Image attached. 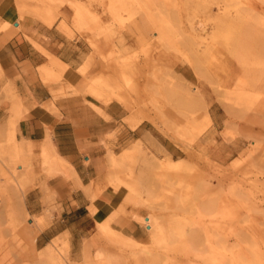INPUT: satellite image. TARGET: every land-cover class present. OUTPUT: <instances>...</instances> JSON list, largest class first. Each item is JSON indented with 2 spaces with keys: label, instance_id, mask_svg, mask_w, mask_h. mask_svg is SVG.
Returning <instances> with one entry per match:
<instances>
[{
  "label": "rangeland",
  "instance_id": "obj_1",
  "mask_svg": "<svg viewBox=\"0 0 264 264\" xmlns=\"http://www.w3.org/2000/svg\"><path fill=\"white\" fill-rule=\"evenodd\" d=\"M83 1L12 0L18 18L47 20L68 3L75 28H88L105 43L96 51L87 39L93 52L72 92L119 102L132 127L149 121L151 139L108 149L97 181L101 188L127 190L124 179L109 175V155L121 161L133 185L124 196L126 214L133 212L128 219L143 235L115 233L111 225L119 214L113 209L72 251L67 233L36 244L55 206L49 201L38 216L27 210L25 195L33 188L46 193V179L59 172L69 178L70 164L54 169L42 152L35 159L10 122L0 131V227L15 230L20 248L16 255L14 236L5 229L0 264H218L217 254L219 264H264V0H125L134 12L117 17L110 0ZM224 6L232 19L217 30L214 16ZM94 63L98 72L89 74ZM241 79L251 93L247 100L232 93Z\"/></svg>",
  "mask_w": 264,
  "mask_h": 264
},
{
  "label": "crops",
  "instance_id": "obj_2",
  "mask_svg": "<svg viewBox=\"0 0 264 264\" xmlns=\"http://www.w3.org/2000/svg\"><path fill=\"white\" fill-rule=\"evenodd\" d=\"M73 13L63 3L52 20L29 14L18 18L12 0H0V25L10 23L0 29V131L14 122L17 140L30 142L35 159L40 158L43 143L53 142L73 167L76 176L67 178L59 172L46 179V193L33 188L25 195L27 210L38 216L49 201L55 206L36 244L44 247L67 233L71 251L79 238L96 228L98 219L121 206L128 211L122 193L97 184L108 149L152 137L149 121L132 127L119 102L102 103L72 92L71 87L83 82L79 70L93 52L87 39L92 37L96 51H103L105 44L88 28L77 30ZM98 68L99 64H91L88 73L96 74ZM112 225L142 238L140 224L122 212Z\"/></svg>",
  "mask_w": 264,
  "mask_h": 264
},
{
  "label": "bare ground",
  "instance_id": "obj_3",
  "mask_svg": "<svg viewBox=\"0 0 264 264\" xmlns=\"http://www.w3.org/2000/svg\"><path fill=\"white\" fill-rule=\"evenodd\" d=\"M128 3L129 2H126L125 0H110L109 1V8L108 9H110V11H111V13H112V15L113 16H115V17H117L116 15H118L119 16V14H121L122 13V11H126V10H128L129 9V13L130 12H134L133 10L135 9V7L133 8L131 5H130V3H129V5H128ZM132 3V2H131ZM236 4V3H235ZM248 5V4H247ZM238 6V5H237ZM230 7H228V6H224L223 7V9L222 10H220L221 8H218V10H220V12H218V14H216L215 16H214V21H215V27H216V29L217 30H219V29H221V27H222V25L226 22V21H228V20H231L232 18V13H231V11H230V9H229ZM239 8V7H238ZM237 8V13H239L240 14V12H241V10L240 9H238ZM206 11V10H205ZM213 18V17H212ZM205 19H207V18H205ZM210 19V18H209ZM208 19V20H209ZM213 21V22H214ZM131 26L132 27H134V28H137L136 26V20H134L132 23H131ZM215 29V30H216ZM240 35V34H239ZM243 38V37H242ZM210 43H212L213 45H214V43L213 42H210ZM209 44V43H208ZM216 45V44H215ZM210 47H211V45H210ZM218 49V48H217ZM219 50H220V48H219ZM214 51V50H213ZM239 51H240V49H239ZM217 52V51H216ZM202 53V52H201ZM206 53V52H205ZM212 54V53H211ZM216 54H218V53H216ZM244 55V54H243ZM262 55H264V54H262ZM215 55H213V57H214ZM219 56V55H218ZM203 57V56H202ZM212 57V58H213ZM225 57V56H224ZM209 59H210V55H209V57H208ZM211 58V59H212ZM203 59V58H202ZM210 59V61H212ZM214 59V58H213ZM217 59V58H216ZM241 54H240V56L238 57V60L239 61H241ZM215 60V59H214ZM220 60V59H219ZM209 61V62H210ZM213 62V61H212ZM218 62V61H217ZM213 64H214V62H213ZM215 64H216V62H215ZM215 64H214V66H215ZM211 65V64H210ZM217 65V64H216ZM244 65V64H243ZM212 66V65H211ZM218 67V66H217ZM217 67L215 68L216 70H217ZM222 69V68H221ZM240 69V68H239ZM46 70V69H45ZM227 70V69H226ZM41 71H43V70H41ZM48 71V70H47ZM46 71H44V74H45V76H46V73H45ZM219 73V72H218ZM220 73H221V71H220ZM47 74H48V72H47ZM220 76H218V78H219ZM223 77V76H222ZM225 77H226V75H225ZM224 77V78H225ZM228 78V77H227ZM221 79V77L219 78V80ZM226 79V78H225ZM258 79L259 78H257V79H255L254 80V84L255 83H257V81H258ZM220 83V82H219ZM225 83V82H224ZM223 82L221 83V84H224ZM247 83V81L245 80V79H241V80H239V82L236 84V88L233 90V94L237 97V98H239V99H241V100H247V99H249V96H250V92H249V90H246L245 88H244V86H245V84ZM220 84V85H221ZM221 86H223V85H221ZM235 86V85H234ZM233 87V86H232ZM180 127V126H179ZM181 127H182V125H181ZM49 138H50V136H48ZM46 143V142H45ZM51 143H53V142H49V143H47V144H42V148H41V152H42V154H43V156L45 157V160H46V162H47V165H50V166H52V167H54V169H57V170H59V169H65V170H67V167H68V162L63 158V157H61L57 152H56V150L53 148V146H52V144ZM15 145V147L16 148H18L19 147V145H16V144H14ZM26 145H27V147H28V149L29 150H32V145L30 144V143H28V142H26ZM25 145V146H26ZM12 146V145H11ZM54 146H55V144H54ZM23 148L22 149H24V148H27V147H24V145L22 146ZM9 148V147H8ZM56 148V147H55ZM8 150V149H7ZM26 150V149H25ZM15 150L13 149V152H14ZM8 152H10L9 150H8ZM18 152H19V150H18ZM27 152H28V150H27ZM31 152V151H30ZM10 153H12V152H10ZM15 153V152H14ZM29 153V152H28ZM28 153H26V154H28ZM25 154V151H24V156L26 155ZM8 155H9V153H8ZM12 155V154H11ZM13 156V157H12ZM12 156H10V158L11 159H13L14 157H17V155H12ZM22 159V158H21ZM14 160H15V158H14ZM17 160V159H16ZM108 160H109V163H110V166H111V168H110V170H109V175H110V178L111 179H113V178H115V180L116 179H120L119 181H121V179H124V181H125V187L127 188V190H123V189H121L120 187H119V185H117V186H115V188H114V190H118L120 193H122L123 194V196H125V194L127 195V193H130L131 191H133V185H132V182H129V181H127L129 178H128V175H127V173H125L124 171H123V169H122V164L120 163L121 161L120 160H117V159H115L114 157H112V155H109V158H108ZM174 162H176V161H174ZM178 167V165H170L169 166V168L170 169H176ZM69 172H71L70 174H72V176L74 175V176H76V174H75V171H74V169H73V167L70 165V167H69V170H68ZM12 174V173H11ZM12 176V175H11ZM11 176H10V178H11ZM14 174H13V178H14ZM16 179H17V177H16ZM77 179V178H76ZM8 181V180H7ZM13 181H16L15 179H13ZM12 182V181H11ZM18 183V182H17ZM16 183V184H17ZM124 203H125V198H124ZM121 206V205H120ZM119 212H122L123 214L125 213L126 214V212L127 211H125V209L123 208V206H121L119 209H114V217H116L118 214H119ZM126 215H128V214H126ZM130 216H132L133 217V212H130V214H129ZM128 215V216H129ZM127 216V217H128ZM171 225H169V224H167L166 226H165V229H168L169 227H170ZM111 227H112V230L115 232V233H117V234H122L118 229H116L114 226H112L111 225ZM6 230H9L8 228H5ZM4 228H2V227H0V236L2 235V234H5V232H6V230H5ZM9 232L12 234V236H14V238H12V240L14 239V241L13 242H15V244L13 243H10V244H12V245H15L14 246V253L17 255L18 254V250H19V248H20V246H19V244H18V238H17V236H16V232H15V230H13L12 228L9 230ZM182 234V233H181ZM2 242V241H1ZM21 242H23V241H21ZM9 244V243H8ZM10 245H8V247H9ZM10 249V248H9ZM12 249V250H13ZM24 252V251H23ZM22 252V253H23ZM26 252V251H25ZM28 254V253H27ZM30 254H32V253H30L29 252V255ZM20 255H21V251H20ZM19 255V256H20ZM23 255H24V253H23ZM33 255V254H32ZM31 257V256H30ZM34 257V256H33ZM15 258H17V257H15ZM15 258H14V260H15ZM18 258H21V257H18ZM40 259H44V256H42V258L41 257H39ZM46 258V257H45ZM47 259V258H46ZM16 260H20V259H16ZM15 260V261H16ZM45 260V259H44ZM215 260H216V263H220V261H221V258H220V256L217 254V255H215ZM21 261H22V259H21ZM20 261V262H21ZM26 261V260H25ZM48 263H53L52 262V260H51V257H49L48 258ZM46 260H45V262H47ZM22 263V262H21ZM24 263V262H23ZM37 264V263H36Z\"/></svg>",
  "mask_w": 264,
  "mask_h": 264
}]
</instances>
